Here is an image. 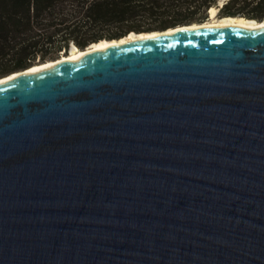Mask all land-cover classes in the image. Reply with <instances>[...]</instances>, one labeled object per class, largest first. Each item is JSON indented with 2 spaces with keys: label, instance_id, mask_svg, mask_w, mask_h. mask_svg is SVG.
<instances>
[{
  "label": "water",
  "instance_id": "1",
  "mask_svg": "<svg viewBox=\"0 0 264 264\" xmlns=\"http://www.w3.org/2000/svg\"><path fill=\"white\" fill-rule=\"evenodd\" d=\"M195 23L0 81V264H264V25Z\"/></svg>",
  "mask_w": 264,
  "mask_h": 264
},
{
  "label": "trees",
  "instance_id": "2",
  "mask_svg": "<svg viewBox=\"0 0 264 264\" xmlns=\"http://www.w3.org/2000/svg\"><path fill=\"white\" fill-rule=\"evenodd\" d=\"M219 16L264 19V0H0V76L129 32Z\"/></svg>",
  "mask_w": 264,
  "mask_h": 264
},
{
  "label": "bare ground",
  "instance_id": "3",
  "mask_svg": "<svg viewBox=\"0 0 264 264\" xmlns=\"http://www.w3.org/2000/svg\"><path fill=\"white\" fill-rule=\"evenodd\" d=\"M201 25H206V26H217V25H224V24H238V25H244V26H248V27H256L259 25H264V22H259V21H255L254 19H250V18H245L242 16H217V7L214 5L212 7H210L208 9V19L205 20L204 22L200 23ZM197 23H193L191 26H182L180 27H175V28H169L167 31H175L177 29H183L186 27H193V26H197ZM156 32H147V33H139V34H134L133 32H129L127 35L121 37L119 40L116 39H101L98 42H93L91 43L92 45H88L86 46V49H78V48H74L73 45L71 46L70 53L68 54H61L59 57H57V59H47L46 62L44 63H35L33 65H30L29 67H26V70L23 71H32L34 69H38L40 67H44L46 65H50L53 63H57L60 61H64L73 57H76L80 54H84L87 53L89 51H93L95 49H99L102 48L104 46L107 45H112L118 42H123L126 41L127 39H133L135 37H150L153 35H156ZM75 46V45H74ZM23 71L20 70H16L13 71L11 73H9V75L0 76V81L3 79H7L9 77H13L15 75H18L20 73H23Z\"/></svg>",
  "mask_w": 264,
  "mask_h": 264
},
{
  "label": "rangeland",
  "instance_id": "4",
  "mask_svg": "<svg viewBox=\"0 0 264 264\" xmlns=\"http://www.w3.org/2000/svg\"><path fill=\"white\" fill-rule=\"evenodd\" d=\"M219 1H221V2H222L223 0H219ZM217 16H219V15H217ZM207 19H208V17L206 18V20H207ZM203 22H204V21H203Z\"/></svg>",
  "mask_w": 264,
  "mask_h": 264
}]
</instances>
